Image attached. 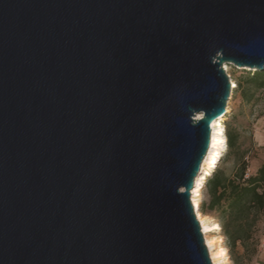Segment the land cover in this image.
Here are the masks:
<instances>
[{
  "label": "water",
  "instance_id": "water-1",
  "mask_svg": "<svg viewBox=\"0 0 264 264\" xmlns=\"http://www.w3.org/2000/svg\"><path fill=\"white\" fill-rule=\"evenodd\" d=\"M225 64L264 69V0H0V264H213Z\"/></svg>",
  "mask_w": 264,
  "mask_h": 264
},
{
  "label": "rangeland",
  "instance_id": "rangeland-1",
  "mask_svg": "<svg viewBox=\"0 0 264 264\" xmlns=\"http://www.w3.org/2000/svg\"><path fill=\"white\" fill-rule=\"evenodd\" d=\"M223 68L236 87L232 84V92L227 102L229 112L222 121L226 146L214 171H222L227 179H235L240 173L241 166L246 164L245 176L248 177L254 175L264 162V87H251L249 91L254 96L251 101H246L238 85L239 82L245 85L246 77L256 73L255 68L253 72L249 68H238L235 64H225ZM228 130L238 135L237 146L233 150L227 141ZM206 184L207 181L201 189L199 211L207 218L209 224L217 223L220 226V229L214 230L209 235L214 244V252H221L217 263L264 264V214L260 216L253 228V238L249 245V251H245L239 244L235 250H230L221 214L208 209L210 196Z\"/></svg>",
  "mask_w": 264,
  "mask_h": 264
},
{
  "label": "trees",
  "instance_id": "trees-1",
  "mask_svg": "<svg viewBox=\"0 0 264 264\" xmlns=\"http://www.w3.org/2000/svg\"><path fill=\"white\" fill-rule=\"evenodd\" d=\"M245 83L239 82L238 87L244 100L251 101L254 94L250 93V88L264 87V69L246 77ZM237 140L238 135L228 130L227 141L232 150ZM246 170L244 164L235 179H227L222 171L216 170L207 179L208 209L221 214L230 250H235L239 244L249 251L253 228L264 214V162L254 175L246 177Z\"/></svg>",
  "mask_w": 264,
  "mask_h": 264
},
{
  "label": "bare ground",
  "instance_id": "bare-ground-1",
  "mask_svg": "<svg viewBox=\"0 0 264 264\" xmlns=\"http://www.w3.org/2000/svg\"><path fill=\"white\" fill-rule=\"evenodd\" d=\"M234 87L236 85L234 82L232 83ZM229 112V108L227 109L226 115ZM226 116L221 118L220 120L215 121L212 124V136H211V144L206 158L203 160L201 164V174L198 175L195 181V187L192 190V202L194 205V209H196V216L200 222L202 232L204 235V239L208 250L210 252V256L212 258L213 264H218L217 259L220 256L221 252L215 253L213 250V242L210 239L209 235L214 230L220 229V226L217 223L209 224L207 218L201 214L199 211L200 201H201V189L204 185L205 181H207L208 177L212 175L214 170L218 165V160L222 157L224 148L226 146V136L224 134L225 130L222 125V121Z\"/></svg>",
  "mask_w": 264,
  "mask_h": 264
}]
</instances>
